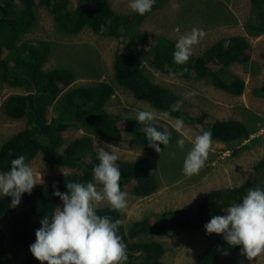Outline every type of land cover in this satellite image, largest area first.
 <instances>
[{
  "label": "trees",
  "instance_id": "obj_1",
  "mask_svg": "<svg viewBox=\"0 0 264 264\" xmlns=\"http://www.w3.org/2000/svg\"><path fill=\"white\" fill-rule=\"evenodd\" d=\"M250 5L252 11L246 30L252 36H259L264 34V0H250ZM37 6H43L52 14L56 28L65 35L74 36L84 28H90L103 36L122 39L124 46L114 56L113 70L118 84L137 99L202 127L204 131L211 130L213 140L237 144L248 140L252 132L242 121L210 119L195 108L171 111L179 102L178 96L155 83L145 68L147 64L164 75L210 81L215 88L240 96L245 82L230 71V66L249 60L251 47L246 37L220 39L201 55H192L186 64L178 65L173 59L176 42L151 37L139 30L150 12L143 16L136 12L121 15L107 0H0V91L7 85L22 87L27 92L11 95L3 104L9 117L25 120V127L2 143L0 172L10 171L11 161L19 155H25L29 164L39 153L46 164L72 170L38 183L30 195L22 194L21 203L15 208L10 207L11 197L0 196V221H5L16 242L28 250L24 264H41L29 246L35 242V232L41 227L42 218L48 216L51 220L61 202L53 192L56 189L67 192V182H93V169L99 160L91 137L83 135L65 140L71 128H81L108 142L127 141L134 146H148L145 125L136 117L119 119L105 110L104 105L113 94L108 83L95 82L65 90L75 80L73 71L62 67L43 68L51 51L49 43L22 40L23 33L36 23ZM49 107H52L50 115ZM152 126L158 131H166L162 123L153 121ZM168 132L174 135L170 127ZM116 164L121 171V191L146 197L157 189L152 173L154 163L148 157L117 160ZM250 188L264 189V155L253 165L249 177L238 186L211 190L191 207L165 210L154 219L145 218L121 226L119 234L126 244L128 257L123 264H135V261L137 264H164V245L147 236L164 233L175 237L183 232L205 229L204 225L212 216H220L231 205L241 203ZM97 215L125 220L120 211H113L108 205L98 208ZM241 248L240 245H228L223 234H218L194 264H212L225 253H241Z\"/></svg>",
  "mask_w": 264,
  "mask_h": 264
},
{
  "label": "rangeland",
  "instance_id": "obj_2",
  "mask_svg": "<svg viewBox=\"0 0 264 264\" xmlns=\"http://www.w3.org/2000/svg\"><path fill=\"white\" fill-rule=\"evenodd\" d=\"M107 1L118 14L133 13L129 7L130 0ZM154 5L155 8L153 7L140 24L139 30L151 37H164L177 43L180 36L191 32L194 27L202 29L205 36L193 46L192 55H201L220 39L233 36L247 38L251 47L249 60L243 64L235 63L230 66V71L245 82V89L240 96H233L217 89L210 81L164 75L147 64L145 68L155 83L167 87L178 96L177 105L180 110L195 108L210 119H236L242 121L252 132L248 140L237 144L212 139V150L205 166L198 174L188 176L183 172L184 158L193 146L192 140L204 129L184 119L181 120L188 131V137H183L172 127V121L178 117L169 115L155 120L162 123L166 131H169L170 127L174 132L173 136L170 135L169 144L161 147L163 151L160 154L148 146H134L127 141L108 142L100 136L86 133L81 128H71L65 135V140L89 135L95 152L96 137L98 146L107 143L115 147L118 160L132 161L148 157L153 161L152 173L158 187L153 194L146 197L135 196L126 191L129 193L128 206L120 212L127 226L145 218L154 219L158 213L165 210L191 207L211 190L242 184L252 172L253 165L264 155V34L252 36L246 30L252 11L250 0H155ZM34 14L36 23L23 33L22 40H43L49 43L51 51L43 68L45 70L69 68L75 74L74 82L65 90L71 87L90 86L95 82L108 83L113 89V94L104 108L119 119L136 117L139 111L153 108L159 113L166 112L137 99L116 81L113 63L115 54L124 46L122 39L103 36L90 28H84L78 34L68 36L56 28L52 14L43 6H37ZM189 91L198 94L186 98ZM26 93L22 87L4 85L1 88L0 147L7 138L25 127V120L9 117L4 112L3 104L11 95ZM51 110L52 107H49L48 115ZM182 138L185 139L183 150L177 146V141ZM172 153H175L174 158ZM29 164L36 173L41 174L43 181L72 171L66 167L46 164L40 153ZM105 205L106 202L100 207ZM58 207L63 208L62 201ZM225 211L220 216L226 215ZM216 235L218 234H207L206 230L202 229L183 232L175 237L163 233L149 235L147 238L164 245L165 254L162 257L164 264H194ZM27 254L28 250L16 242L13 232L7 229L5 221L1 220L0 264H24ZM134 263L137 264L138 261ZM212 264H264V253L250 262L241 253L228 252Z\"/></svg>",
  "mask_w": 264,
  "mask_h": 264
},
{
  "label": "clouds",
  "instance_id": "obj_3",
  "mask_svg": "<svg viewBox=\"0 0 264 264\" xmlns=\"http://www.w3.org/2000/svg\"><path fill=\"white\" fill-rule=\"evenodd\" d=\"M154 3L155 0H130L129 7L143 16L152 10ZM204 36V31L195 27L180 36L173 53L174 63L186 64L193 54V46ZM197 94L189 91L186 98ZM178 108L179 105H174L171 111ZM169 115L154 108L136 115V120L145 125L148 147L159 154L163 151L160 145L167 146L171 134L158 131L152 122ZM172 127L183 137H188L181 119H174ZM95 142L99 164L93 169V182H67L65 193L56 189L53 195L63 202V208L56 207L51 220L48 216L42 218L41 227L35 232V242L29 249L41 264H123L128 259L126 244L119 234L126 221L97 215V209L105 202L113 211H123L128 206L129 193L121 191L119 183L121 171L116 164L119 157L113 145L103 143L98 146L96 137ZM192 145L183 163V172L188 176L198 174L205 166L212 150V131L205 130L196 135ZM177 146L183 150L185 139H179ZM171 155L174 158L175 153ZM38 180L43 182L41 174L26 163L25 155H19L11 161L10 171L0 173V196L11 197L10 207L15 208L21 203L22 194L30 195ZM225 212L223 216H212L204 225L206 233L223 234L228 245L242 246L241 255L254 261L264 253V189L250 188L241 203L231 205Z\"/></svg>",
  "mask_w": 264,
  "mask_h": 264
}]
</instances>
